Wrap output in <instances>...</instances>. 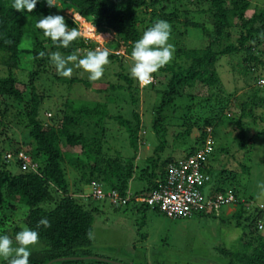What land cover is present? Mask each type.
Masks as SVG:
<instances>
[{
  "label": "trees",
  "instance_id": "trees-1",
  "mask_svg": "<svg viewBox=\"0 0 264 264\" xmlns=\"http://www.w3.org/2000/svg\"><path fill=\"white\" fill-rule=\"evenodd\" d=\"M163 1L168 4H164ZM57 2L73 8L74 16L89 23H86L85 27L93 25L97 32L115 34V38L107 43V46L114 50L109 51V59L112 62H120V71L117 75L124 84L110 83L100 89L105 92L110 89L112 92L105 94L104 101L97 102L92 107L84 104L75 106L66 101L62 108H56L49 122L44 121L40 112L46 97L45 93L38 90L36 84L38 80L43 77L51 80L54 76L68 82L70 86L74 83H84L87 86L90 84L76 77L62 78L52 73L55 65L51 62L49 54L59 52L67 58L77 55V50L81 51L88 47L95 51L97 43L90 41L88 44L80 37L73 41L69 48L56 47L43 35V31L35 26L42 16L51 14V7H48L44 0H39L31 13L12 8V0H0V63L9 71L7 76L0 77V96L19 105L18 108L4 102L0 108V124L17 126L23 134L22 146H29L30 149L26 152L31 155V163L24 166V161L18 157L11 160L4 157L5 152L17 154L19 148L12 149L9 145L8 150L0 149V200L5 197L8 202H19L27 207L26 216L0 234H7L15 241V234L22 226L38 231L39 241L32 247L30 264H116L98 256H91L89 249L92 245L94 214L98 210L86 206L90 203L88 198L91 200L105 198L111 201L107 195L103 197L92 195L95 184H100L105 194L113 189L116 190L118 198L125 199L130 195L127 201L132 203L137 201L136 204H141L142 208H151L167 217L157 206L149 205L144 199L167 182L170 165H179L180 160H186L195 154L204 147L209 136L214 140L211 130L208 131L207 128L217 127L222 120L223 111L228 107V98L222 95L224 92L221 93L223 86L217 68L220 59L231 57V65L234 68L241 66V71L247 76L255 77L253 74L263 68L264 61L261 60V55L264 52V9H256L251 15H247L251 0H195L196 6L202 4L206 6L194 10L201 16L205 15V19L209 20V24H206L202 19L192 20L188 16L191 11L186 9L187 3H183V0H177L180 5L174 3L172 8L170 0H57ZM181 6L185 8L181 10L179 8ZM147 13L150 15V27L157 20H165L171 25L174 36L176 34L178 37L172 61L152 74L153 82L142 86V89L157 86L158 72L171 75L166 89L161 90L163 97L153 119L154 141L151 137H142L139 133L141 125V115L137 110L139 83L131 78L130 71L126 72V65L121 62L123 56L115 53V50L124 46L131 54L134 42L140 39L148 28L144 26ZM234 21L239 27L235 39L231 36ZM65 22L70 29L76 28L71 18ZM188 28L200 33L205 42L203 46L196 48L182 46L180 41L184 39ZM46 44L49 45V52L46 50ZM259 47L262 50L259 51ZM40 51L46 53L44 58H37ZM22 53L30 55L32 60L27 84H20L11 73ZM259 80L263 82L264 78ZM120 90H126L129 104L134 107L130 114L131 118L108 113V102L116 101ZM26 92L29 99H26ZM258 93L259 89L253 88V94L249 98L252 100ZM183 97L188 98L184 106L172 105L176 99ZM260 97L264 101V93ZM248 102L241 104L242 116L246 114ZM194 105H198L201 110L207 106L210 111L202 120L199 118L192 120L193 117L188 114ZM11 107H14V110ZM179 111L184 112L179 117L183 120V125L178 124L179 130L173 132L172 141L188 137L191 143L184 147L183 155L174 161L172 150L166 156L162 155L169 143L167 138L168 126L171 123L169 119L175 117ZM231 118L241 130L244 129L241 119L236 120L234 116ZM109 119H114L126 131L129 146L133 150L130 155H121L119 151L115 156L105 155L102 144L104 138L101 137V133L105 131L103 124ZM193 129L196 132H192ZM258 134H253L246 142L242 141L240 146L246 148ZM147 138L153 142L152 154L139 166L141 150L142 154L144 152L140 140ZM221 151L227 152L223 148ZM209 156L210 154L205 156L207 163L213 159ZM66 162L78 170L81 176L79 180L84 183L83 186L89 184L88 194L82 192L81 195H77L78 191H82L80 188L82 186L77 187L74 191L76 194L70 192ZM207 163L203 173L211 176L213 169ZM10 165L16 167L17 171L9 169ZM242 167L243 172L248 170V166ZM216 174L218 177L212 179L214 187H209L207 183L206 186L200 187V190L208 197L213 193L230 192L225 184H234L230 193L235 195L237 201L226 205L225 213L228 221L234 220L235 226L243 230L239 247L233 250L216 248L221 255L219 258L226 259L225 264H264V234L259 232L256 225L259 222L257 218L261 220L264 217L263 208H248L251 197L244 199L240 196L241 186L238 181L240 173H237V170L221 166ZM133 179L142 186L134 193L129 191ZM50 188L59 191L62 197L55 207L46 209L42 204L51 200ZM124 199L117 204L124 202ZM220 209L221 207L211 212L200 211L198 214L217 216ZM41 218H47L51 226L37 227ZM223 219L225 218H221L220 221H224ZM4 264L8 262L5 261Z\"/></svg>",
  "mask_w": 264,
  "mask_h": 264
},
{
  "label": "rangeland",
  "instance_id": "rangeland-1",
  "mask_svg": "<svg viewBox=\"0 0 264 264\" xmlns=\"http://www.w3.org/2000/svg\"><path fill=\"white\" fill-rule=\"evenodd\" d=\"M179 1V0H178ZM181 1V0H180ZM177 0H170V7L180 5ZM164 4H168L164 2ZM183 3H187L186 9H189V17L192 20H200L209 24V20L205 19V15L201 16L194 12V10L206 7L204 4L196 6L195 0H183ZM57 8L51 7V14H60L65 17V21L71 18L76 28L81 32V37L85 42L93 41L97 43V49H107L110 52L114 50L107 46V43L111 42L115 38L113 32H97L95 27L87 26L88 23L80 17L73 15V8L64 6L60 2L56 4ZM181 10L185 7H179ZM264 9V0H251V6L247 11V15H251L256 9ZM150 9V8H149ZM150 15L147 13L144 26L151 25L149 22ZM234 25L231 30V36L233 39L237 37L239 27ZM89 24V23H88ZM70 29V28H69ZM170 35L169 43L177 47V36L175 34ZM184 39L180 41L182 46L186 47H201L205 44L200 33L191 28L186 30ZM31 46V44H30ZM46 50L49 52V45L46 44ZM264 49V48H263ZM262 50L259 47V51ZM88 51H92L91 48H85L81 51L77 50V57L83 58ZM115 53H119L123 56L122 64L126 65V72L130 71L132 66L131 54L128 53L127 48L122 46L115 50ZM64 57V56H63ZM236 58V56H234ZM66 58V57H65ZM261 60L264 61V52L261 55ZM110 63L105 65L104 75L100 80L91 81L88 79V73L82 68L76 67L77 62H68L67 67L73 68L71 78L76 77L78 79L89 82V86L84 83H74L69 85L68 82L61 81L56 77H51V80L43 77L37 81L38 90L41 93H45V99L41 105V118L49 122V118L55 113L56 108L63 106V103L70 101L75 106L88 105L93 106L97 102L104 101L105 94H110L112 91H100L103 87L111 84H124L119 80L118 73L120 71V65L118 61L110 60ZM231 57H222L218 62V72L221 85V93L224 92L225 97L228 98V107L222 113V120L217 124V127H208L207 130L213 135L212 140L213 150L209 158H213L208 163V166L212 170V179L218 177L216 174L221 166H224L230 170H237L239 172L238 181L240 182V196L242 198H249L248 205L250 209L255 207L263 208L264 210V101L259 98L264 91V66L262 69H258L255 77L245 75L241 69V66L234 68L231 65ZM237 63V60L235 61ZM170 63V62H169ZM234 63V62H233ZM235 64V63H234ZM32 67L31 56L27 54H20L17 66L11 70L12 76L16 77L20 84H27L29 81L28 71ZM57 76L56 68L51 71ZM9 74L8 68L0 63V77H5ZM171 75L165 73H157V86L146 89H142V85L139 84L137 110L141 115V125L139 133L142 137H151L154 141V135L152 131L153 119L156 116V111L161 103L163 97V89H166L168 79ZM261 76V77H259ZM261 84V86H260ZM253 88H258L259 93L254 96L252 100L249 98L253 94ZM116 101H110L107 104V110L110 115L120 114L124 118H131V111L134 107L129 104V96L126 90H120ZM117 94V93H116ZM26 99H29L28 92L25 93ZM259 95V96H258ZM187 97L176 99L172 105L184 106L186 104ZM249 101V102H248ZM251 101V102H250ZM6 102L9 105H14L19 108L17 102L10 99H3L0 96V108L3 103ZM195 102V101H194ZM248 102L249 105L246 109V114L241 115L242 103ZM214 105L215 102L213 101ZM205 106V105H204ZM14 110V107H11ZM172 108L169 109L171 111ZM210 109L207 106L204 109H200L199 106L194 105L193 110L188 116L194 118L203 119ZM184 113V112H183ZM182 111L176 113L175 117H171L170 125L168 126V139L169 143L162 156H166L168 153H173L174 161H177L182 155L184 147H188L191 143V139L184 137L177 141H172L173 132L179 130L178 124H181L183 120L179 117L182 116ZM232 116L236 120L241 119L244 129L241 130L233 121ZM168 123V122H167ZM183 125V123H182ZM0 124V149L22 148L24 152H28L29 146H22L23 134L20 132L17 126ZM104 132L101 133L102 144H104V152L107 156H115L119 151L121 155H130L133 150L129 146V139L126 131L114 119H109L103 124ZM182 130V129H181ZM195 129L192 130V132ZM196 132V131H195ZM194 132V133H195ZM90 133H93L90 131ZM259 133L251 144L246 148H242L240 143L246 142L253 134ZM153 135V136H152ZM194 135V134H193ZM191 138V137H190ZM193 139V137H192ZM142 143L143 154L141 150V160L138 163L139 166L143 165L144 159L152 154L153 142L151 139L140 140ZM152 145V146H151ZM221 148L227 150V152L221 151ZM8 150V149H7ZM26 152V153H27ZM79 152V149H78ZM242 165L248 166L246 172L242 171ZM67 166V178L69 179V190L73 194L77 190V187L82 186V191H78L77 195H81L85 192V195L89 193L90 187L80 182V173L78 170L73 169L68 162ZM13 172H16V167L9 166ZM234 185V184H233ZM232 184H225L228 191L231 192ZM232 186V187H231ZM142 186L137 183L136 179H133L129 185V191L134 193L135 190ZM234 188V187H233ZM51 200L46 201L42 206L46 209H52L57 205L62 197V194L54 188H50ZM77 193V192H76ZM75 193V194H76ZM86 205L88 208H97L98 212L94 214V226L92 232V245L90 246L91 256H98L99 258L109 259L110 261L120 262L122 264H225L226 259L219 258L221 255L217 251V247L220 249L233 250L239 247L240 236L242 234V228L235 226V221L227 219L226 209L223 206L217 212V216L198 214L200 211L211 212L217 210L211 208L208 210H199L196 213H192L190 217L170 219L151 208H142L141 204L132 203V201H124L121 204H112L108 199H96L91 200ZM129 199V197H128ZM138 203V202H137ZM203 212V213H204ZM27 214V207L19 202L9 201L2 197L0 200V233L4 232L13 225L19 223ZM264 216V215H263ZM221 218L224 221H220ZM257 218V217H255ZM258 221H264L257 218ZM258 223V222H257ZM260 233L264 234V222L263 224H256Z\"/></svg>",
  "mask_w": 264,
  "mask_h": 264
},
{
  "label": "clouds",
  "instance_id": "clouds-1",
  "mask_svg": "<svg viewBox=\"0 0 264 264\" xmlns=\"http://www.w3.org/2000/svg\"><path fill=\"white\" fill-rule=\"evenodd\" d=\"M38 2L39 0H12L11 7L17 11L31 13ZM44 3L48 7L57 8V0H44ZM35 26L37 29L42 30L43 35L49 38L52 44L56 47H62L65 49L69 48L73 41H76L81 37V32L77 28L69 29L68 24L65 22V17L60 14L42 16V18L36 22ZM170 35L171 25L165 20H157L151 27L143 32L140 39L134 42L131 52L133 63L130 68V76L140 85L147 86L150 84L153 80L152 74L172 61L175 53V46L169 43ZM45 55L46 53L44 51H40L37 54V58H44ZM109 55V50L97 49L95 51H88L83 58L79 59L75 54L65 58L59 52L50 53L49 58L55 65L57 74L60 76L71 78L73 68L66 66L68 62L71 61L77 62L75 66L82 68L88 73L89 80L97 81L104 75V66L110 63ZM19 152L24 151L20 150ZM211 152L209 154H211ZM7 153L10 152H5L4 157ZM12 154L14 157H17V154ZM27 155L31 159V155ZM30 163L31 160L29 161V164ZM205 175L207 176V180L204 186L208 183L209 187H214L212 177L208 174ZM220 194L225 196L232 195L236 199L234 202L222 204L220 207L231 205L237 201L235 195L230 192L213 193L206 197V199H215ZM128 197L130 199V195H128L125 199L121 198V200L124 199L127 201ZM258 224L262 225L263 222L259 221ZM40 225H43L46 228L51 226L47 218H41L38 221L37 227ZM38 241V231L27 226H22L21 230L15 234V241H13V239L7 234H0V264H4L5 261H7L8 264H30L29 257L31 256L32 247L37 245Z\"/></svg>",
  "mask_w": 264,
  "mask_h": 264
},
{
  "label": "built area",
  "instance_id": "built-area-1",
  "mask_svg": "<svg viewBox=\"0 0 264 264\" xmlns=\"http://www.w3.org/2000/svg\"><path fill=\"white\" fill-rule=\"evenodd\" d=\"M212 149V138L209 136L202 149L190 155L186 160H180L179 165H170L167 182L152 192L144 201L151 206H157L171 218L190 217L192 211L198 207L208 210L234 202L236 199L232 195L220 194L215 199H206L200 190L207 180V176L203 173L206 165L205 156ZM13 157L12 153L5 155L7 160H11ZM17 157L24 161V166H28L30 158L27 154L19 152ZM92 195L94 197L107 195L112 203H118L121 200L115 190H110L105 194L100 184H95Z\"/></svg>",
  "mask_w": 264,
  "mask_h": 264
},
{
  "label": "bare ground",
  "instance_id": "bare-ground-1",
  "mask_svg": "<svg viewBox=\"0 0 264 264\" xmlns=\"http://www.w3.org/2000/svg\"><path fill=\"white\" fill-rule=\"evenodd\" d=\"M212 208H213V207H212ZM215 209H217V208H215ZM199 210H201L200 207H198L197 209L193 210L192 213H196V212L199 211ZM205 210H206V209H205ZM192 213H191V214H192ZM166 216H167V215H166ZM167 217H168V216H167ZM169 218H171V217H169Z\"/></svg>",
  "mask_w": 264,
  "mask_h": 264
},
{
  "label": "water",
  "instance_id": "water-1",
  "mask_svg": "<svg viewBox=\"0 0 264 264\" xmlns=\"http://www.w3.org/2000/svg\"><path fill=\"white\" fill-rule=\"evenodd\" d=\"M91 257V256H90ZM93 258V257H92ZM103 260H105V261H110V260H107V259H103ZM110 262H112V263H116V264H122V263H120V262H115V261H110ZM148 264H152V263H148Z\"/></svg>",
  "mask_w": 264,
  "mask_h": 264
}]
</instances>
